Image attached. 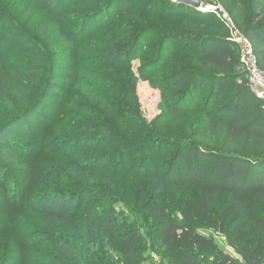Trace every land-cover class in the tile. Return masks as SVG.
I'll return each mask as SVG.
<instances>
[{"label":"rangeland","instance_id":"1","mask_svg":"<svg viewBox=\"0 0 264 264\" xmlns=\"http://www.w3.org/2000/svg\"><path fill=\"white\" fill-rule=\"evenodd\" d=\"M199 1L0 0V146L18 140L0 155V264H118L127 234L144 264H170L145 208L181 219L198 193L163 176L180 147L221 152L224 129L194 137L204 111L172 114L150 79L198 70L217 13L238 28L252 14V0Z\"/></svg>","mask_w":264,"mask_h":264},{"label":"trees","instance_id":"2","mask_svg":"<svg viewBox=\"0 0 264 264\" xmlns=\"http://www.w3.org/2000/svg\"><path fill=\"white\" fill-rule=\"evenodd\" d=\"M262 4L264 0H252L250 21L239 29L250 40L264 72V22L257 24ZM199 42L198 70L180 68L150 80L164 87L172 114L204 111L206 121L194 130V137L216 139L224 129L221 152L197 146L177 150L162 183L167 189L198 193L181 219L163 204L145 210L170 264H264V99L254 94L248 73L241 70L239 49L225 26L219 27L218 35ZM229 86L233 94L223 101ZM5 141L8 145L0 146V155L11 156L5 150L11 151L18 140ZM216 235L225 238L227 247L220 246ZM143 242L141 234L119 240L118 264H144ZM60 251L69 254L70 250Z\"/></svg>","mask_w":264,"mask_h":264},{"label":"built area","instance_id":"3","mask_svg":"<svg viewBox=\"0 0 264 264\" xmlns=\"http://www.w3.org/2000/svg\"><path fill=\"white\" fill-rule=\"evenodd\" d=\"M217 15L225 23L229 31L230 40L236 44L239 49L241 61L244 70L248 73L252 90L257 97L264 99V72L258 65L256 54L250 40L233 23L229 14L222 10Z\"/></svg>","mask_w":264,"mask_h":264},{"label":"water","instance_id":"4","mask_svg":"<svg viewBox=\"0 0 264 264\" xmlns=\"http://www.w3.org/2000/svg\"><path fill=\"white\" fill-rule=\"evenodd\" d=\"M175 2L198 11L202 10V2L199 0H175Z\"/></svg>","mask_w":264,"mask_h":264}]
</instances>
